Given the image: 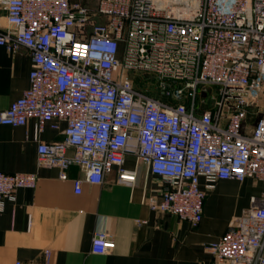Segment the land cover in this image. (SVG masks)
<instances>
[{
	"label": "built area",
	"instance_id": "1",
	"mask_svg": "<svg viewBox=\"0 0 264 264\" xmlns=\"http://www.w3.org/2000/svg\"><path fill=\"white\" fill-rule=\"evenodd\" d=\"M0 10V47L31 60L29 87L0 124L35 120L38 166L62 179L76 166L89 184L117 167L118 183L132 184L123 168L131 155L163 181L150 210L192 226L217 181L264 183V0H0ZM135 73L157 94L136 87ZM57 122L62 139L41 142ZM35 185L33 174L0 172V212ZM108 246L96 232L91 252ZM206 250L213 264H264V191Z\"/></svg>",
	"mask_w": 264,
	"mask_h": 264
},
{
	"label": "crops",
	"instance_id": "2",
	"mask_svg": "<svg viewBox=\"0 0 264 264\" xmlns=\"http://www.w3.org/2000/svg\"><path fill=\"white\" fill-rule=\"evenodd\" d=\"M96 2L83 0L90 8ZM7 27L0 10V28ZM30 70L26 49L10 52L0 47V112L29 87ZM34 125V119L20 127L0 124V172L36 176L35 187L18 189L14 200L3 204L0 264H213L206 246L227 231L251 196L264 191V183L250 179L217 181L206 191L201 221L192 226L150 210L148 200L159 194L163 181L131 155L125 157L123 168L134 173L132 184L118 183L117 167L101 184H89L76 166L65 171L64 179L57 168L38 166ZM57 125L53 129L46 123L38 139L61 140L65 124ZM76 179L82 180L79 194L73 188ZM200 187L205 188L203 178ZM98 231L107 234L104 254L91 252Z\"/></svg>",
	"mask_w": 264,
	"mask_h": 264
},
{
	"label": "rangeland",
	"instance_id": "3",
	"mask_svg": "<svg viewBox=\"0 0 264 264\" xmlns=\"http://www.w3.org/2000/svg\"><path fill=\"white\" fill-rule=\"evenodd\" d=\"M131 79L133 80V83L136 87L143 89L147 92H149L150 94L156 95V90L154 89L151 79L142 74V73H135V74H131ZM205 98V94H201L200 95V99ZM222 213V212H221ZM221 215H224L221 214Z\"/></svg>",
	"mask_w": 264,
	"mask_h": 264
}]
</instances>
